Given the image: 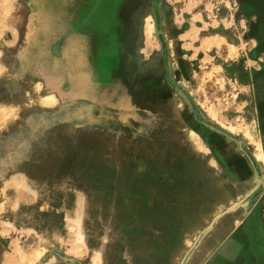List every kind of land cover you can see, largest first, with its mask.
<instances>
[{
    "label": "rangeland",
    "instance_id": "374dc122",
    "mask_svg": "<svg viewBox=\"0 0 264 264\" xmlns=\"http://www.w3.org/2000/svg\"><path fill=\"white\" fill-rule=\"evenodd\" d=\"M1 58L0 264H264V0H0Z\"/></svg>",
    "mask_w": 264,
    "mask_h": 264
},
{
    "label": "bare ground",
    "instance_id": "6f19581e",
    "mask_svg": "<svg viewBox=\"0 0 264 264\" xmlns=\"http://www.w3.org/2000/svg\"><path fill=\"white\" fill-rule=\"evenodd\" d=\"M151 16V15H150ZM7 67L5 66V63H4V60L3 58H1V62H0V73L2 74L4 72V70L6 69ZM8 72V71H7ZM0 74V76H1ZM4 74V73H3ZM41 82V81H39ZM38 82V83H39ZM41 86V85H40ZM38 92L40 94H43V97L41 96V98H43V102L45 103H42L43 105H50V106H53V104H55V102L57 101L56 100V94H57V90H47L45 89L44 87H39L38 89ZM31 101V99H30ZM62 101V100H61ZM34 102V101H33ZM32 103V102H31ZM180 111V110H179ZM181 113V111H180ZM196 132V131H195Z\"/></svg>",
    "mask_w": 264,
    "mask_h": 264
},
{
    "label": "flooded vegetation",
    "instance_id": "af4514ba",
    "mask_svg": "<svg viewBox=\"0 0 264 264\" xmlns=\"http://www.w3.org/2000/svg\"><path fill=\"white\" fill-rule=\"evenodd\" d=\"M88 32H84V33H80V31L78 30V35L79 36H86L87 35V37L89 38L90 37V39H92V33H91V31H93V33L96 35V19H93V20H91L90 21V23H89V25H88Z\"/></svg>",
    "mask_w": 264,
    "mask_h": 264
},
{
    "label": "water",
    "instance_id": "95a60500",
    "mask_svg": "<svg viewBox=\"0 0 264 264\" xmlns=\"http://www.w3.org/2000/svg\"><path fill=\"white\" fill-rule=\"evenodd\" d=\"M258 246L260 247V254L264 258V251L262 250V248H261V246L259 244H258Z\"/></svg>",
    "mask_w": 264,
    "mask_h": 264
}]
</instances>
